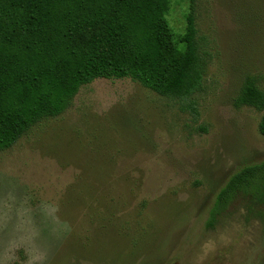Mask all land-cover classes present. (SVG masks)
Listing matches in <instances>:
<instances>
[{
  "label": "rangeland",
  "instance_id": "374dc122",
  "mask_svg": "<svg viewBox=\"0 0 264 264\" xmlns=\"http://www.w3.org/2000/svg\"><path fill=\"white\" fill-rule=\"evenodd\" d=\"M194 8L202 90L171 98L98 78L72 105L0 151V264H264V203L220 189L264 160V0H171L176 34Z\"/></svg>",
  "mask_w": 264,
  "mask_h": 264
},
{
  "label": "trees",
  "instance_id": "16d2710c",
  "mask_svg": "<svg viewBox=\"0 0 264 264\" xmlns=\"http://www.w3.org/2000/svg\"><path fill=\"white\" fill-rule=\"evenodd\" d=\"M171 0H0V151L34 125L64 113L81 87L98 78H131L171 98L202 90L194 8L176 34ZM264 109V91L248 77L235 98ZM264 135V114L259 124ZM236 199L264 203V160L243 166L220 189L210 225Z\"/></svg>",
  "mask_w": 264,
  "mask_h": 264
}]
</instances>
